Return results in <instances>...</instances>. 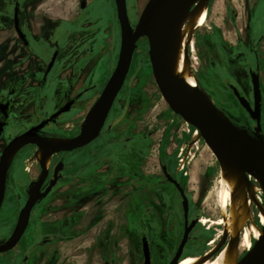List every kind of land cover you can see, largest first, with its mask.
Here are the masks:
<instances>
[{"label": "rangeland", "instance_id": "obj_1", "mask_svg": "<svg viewBox=\"0 0 264 264\" xmlns=\"http://www.w3.org/2000/svg\"><path fill=\"white\" fill-rule=\"evenodd\" d=\"M8 1L0 0V26L5 14L6 25L9 26L12 19L11 13H6ZM80 1L34 0L36 6L45 5V12L28 11L31 37L39 38L43 20L62 24L51 29L49 48L47 44L35 47L36 55L27 54L25 60L17 61L12 67H18L21 73L33 78L23 83L35 86L37 120L58 110L67 98L84 92L56 126L44 132L50 138L77 133L109 79L119 52L120 30L114 0H86L89 6L84 12L79 11ZM148 1L126 0L132 27L136 26ZM207 8V22L192 36L188 51L198 91L232 125L252 135L253 121L229 87L233 85L250 103L253 101L250 64L260 77L264 138V0H209ZM5 29L0 37L10 41L12 28ZM54 49L60 51L55 69L44 88L38 91L37 82ZM1 64L0 69L6 67L5 62ZM4 81L7 80L0 74V83ZM181 156L184 157L183 170L176 178L191 200L193 214L200 213L201 218L218 221L221 213L219 218L215 157L196 135V130L174 114L162 99L151 73L147 40L141 39L122 90L99 136L82 149L60 156L65 163L64 177L49 198L44 201L41 196L38 198L21 243L11 252L0 255V264H143L142 236L138 234L143 221L136 211L125 213L128 195L136 209L140 204L148 205L149 201L158 203L153 218L156 233L147 235L146 239L150 264H166L182 236L166 233L167 228L171 231L173 226L168 225L170 216L166 215L158 197L173 198L177 193L165 182L161 166L176 172ZM24 159L30 161L23 162ZM28 165L31 166L29 171ZM34 165L30 151H25L7 168V193L0 210V245L13 234L18 213L25 205L28 183L36 177ZM250 182L259 186L253 180ZM255 196L263 205L262 191ZM257 212L254 202L250 214L262 229ZM173 216L174 220L181 217L180 214L178 218ZM209 225L199 224L182 256L201 255L211 248L221 226ZM39 231L50 235V241L27 252L38 240L35 233ZM227 242V238H220L216 244L224 246ZM255 242L252 239L251 246ZM248 252L240 248L238 242L240 258ZM24 255L27 263L22 262ZM38 258L39 262H32Z\"/></svg>", "mask_w": 264, "mask_h": 264}, {"label": "water", "instance_id": "obj_2", "mask_svg": "<svg viewBox=\"0 0 264 264\" xmlns=\"http://www.w3.org/2000/svg\"><path fill=\"white\" fill-rule=\"evenodd\" d=\"M193 0H149L143 8L135 27H132L127 15L126 0H114L117 21L120 30V46L117 61L113 72L106 82L100 96L95 101L91 109L86 114L79 134L71 138L69 142L50 143L46 139L38 137L33 130L28 131L13 139L3 150L0 156V209L3 204L5 194V179L7 172L8 158L17 147L28 144L36 145L44 151L42 161L53 154L61 152L69 153L81 149L92 143L100 134L112 105L119 94L125 78L129 72L133 53L137 48V43L141 39H146L148 43V59L151 73L157 89L167 104L169 109L179 116L189 126L199 132L205 144L213 151L220 153L240 164L253 177L259 179V186L264 195V138L261 134V92L259 85V76L256 72L250 70V83L252 88L253 106L241 96L234 87L231 90L241 107L248 113L249 118L254 122L252 135L238 129L228 120H223L219 115L200 106L194 98L188 93L182 83L174 80L170 70L164 61V52L177 28V21L181 13ZM85 3L82 2L80 8L83 9ZM15 25L18 35L21 32L17 29V10L15 12ZM22 38V37H21ZM57 53H54L48 70L52 67ZM79 97V96H78ZM76 97L75 99H77ZM69 100L63 107L52 114L48 119L39 124L35 130L43 128L50 122L69 112L75 102ZM63 168L62 163H58L54 168L53 177L43 194H39L40 188L47 176V171L42 169V180L38 183H31L29 188L35 187L36 197L32 203L26 201L24 207L19 212L17 223L13 234V241H8L0 245V254L12 250L20 241L28 220L30 212L38 198L45 197L55 186L60 178L59 171ZM163 174L168 182L173 184L182 198V208L185 220L188 214V204L186 196L177 183L162 166ZM194 222L189 227L186 226L178 246V249L168 264H178L181 259L182 250L187 242L188 234L192 229ZM143 264H150V251L147 240L141 239ZM247 253L250 255L245 264H264V236L262 244L255 247Z\"/></svg>", "mask_w": 264, "mask_h": 264}, {"label": "flooded vegetation", "instance_id": "obj_3", "mask_svg": "<svg viewBox=\"0 0 264 264\" xmlns=\"http://www.w3.org/2000/svg\"><path fill=\"white\" fill-rule=\"evenodd\" d=\"M33 1L32 0H9L8 1V5H7L8 10H7L6 13H8V12L11 13V18L12 19H11V22H10L9 26L12 28L13 35H12V37H11L12 39H10V41H8V40H6L4 38L1 41V43H0V64L2 63L1 65H3L4 62L6 63V67L0 69V74L3 76V78H5V80L8 81V82L4 81V83H0V156L2 155L3 150L6 148V146L13 139H15L16 137H18V136H20V135H22V134H24V133H26L28 131L33 130L34 134H36L38 137L43 138V139L50 138V137H46L44 135V132L49 131L51 129V127H53V126H56V124L58 123L59 119L61 118V116L63 114L60 115L56 119V121L50 122V124L45 125L43 128L38 129V130H35V128L39 124L44 122L46 119H48L56 111H58L61 107H63L69 100H74L76 97L79 96L77 99H75L74 104L71 106V108H72L84 95V92H80L74 98H67L65 104H63V106H61L58 110H56V111H54V112H52L50 114H47L42 119H38L37 120V118L35 116V104H34V97H35V91H36L35 86H34L33 83H28V82L23 83V81H31L33 78L32 77L30 78V75H28V74H26L24 72L21 73L20 69L18 67H14V68H12V67H13V65L15 63H17V61L25 60L26 57H27L26 56L27 54L36 55L38 53V51L35 49V47L41 48V47H43V46H45L47 44L46 46H47V48H49L48 44L50 43L49 40H50L51 29L60 27L62 23L58 24V23H55L56 21L43 20L42 21V26H41V35L39 36V38L31 37V33L29 32V31H31L30 30L31 29V25L29 23L30 20H29V15H28V11H29L28 8H32V7L36 6ZM82 2L85 3V6H84L83 9L80 8V5H81ZM88 6H89V4H88V2L86 0H81L80 3H79V11L84 12L88 8ZM16 10H17V17H18L17 29L21 32V35H22L21 37L22 38L18 35V32L16 31V25H15V20H14ZM207 15H208V9H207ZM5 16H6V14L3 17V20H2V23H1V26H0V33L5 32L6 31L5 28L9 27L8 25L5 24V21H4ZM54 53H57V55L55 57V60H54V63L52 65V67L48 70V65H49ZM59 54H60V51L57 50V49H54L52 51L51 57L49 58V61H48L47 66H46V69L43 72V74H42L41 78L39 79V81L37 82L36 86L38 87V91L41 88L43 89L45 84L50 80V77L52 76L53 71L55 69L56 62L58 60ZM250 70L256 72L258 74V76H259V73H258L257 69H253L251 67V65L249 64L248 73H249ZM249 78H250V76H249ZM259 85H260V92H261L260 115H261V118H262V88H261V83H260V77H259ZM229 87L231 89V87H234V86L233 85H229ZM121 90H122V88H121ZM251 90H252V88H251ZM237 92H238V90H237ZM238 93L241 96H243L244 98H246L240 92H238ZM246 100L250 103V101L247 98H246ZM250 105H251V107L253 106V101L250 103ZM112 107H113V105H112ZM71 108H70V110H71ZM83 120H82V122H83ZM253 125H254V122H253ZM253 125H252V129H253ZM80 127H81V125H80ZM79 131H80V128H79L78 131H76L77 133L72 134L69 137H63V138L71 139V138L75 137L76 135H78ZM55 138H58V137H55ZM59 138H62V137H59ZM37 148L38 147L36 145H33V144H28V145H25V146H22V147H17L16 149L13 150V152H15V153H14L12 159H11V162L9 161V158H8V162L9 163L7 162V166H11L14 163L15 159L18 156H20L25 151L26 152L30 151V159L33 160V155H34V152H35V150ZM71 153L72 152H69V153L61 152V153H58V154H53L51 156V160H50L49 164L47 165L48 169H44V170L47 171V176H46V178H45V180H44V182H43V184H42V186L40 188V191H39L40 195L44 193V191L48 187L50 181L52 180L54 168L56 167V165L58 163H62L63 164V168L58 173L60 178L56 182L55 186L51 189V191L45 197H42L43 201L46 200L47 198H49V196L51 195V193L53 192L55 187L58 185V183L64 177L63 173H64V170H65V163L60 159V156L63 155V154H71ZM43 157H44V155H43ZM43 157H42V159H43ZM26 161L28 162L30 160L24 159L23 162H26ZM42 162L36 163L34 161L36 177H35V179L33 181H29V183H28L29 185L31 183H38L39 181L42 180V175H41V170L43 169V167L41 166ZM183 165H184V157L181 156L180 157L179 166L177 167L176 172H174V170H170L167 166H165V165L164 166L166 167L167 173L174 180H176L177 183H178L176 175H177V173H179V172H181L183 170ZM24 171L26 172V169ZM161 173L163 175V178H164L165 182L168 185H170L172 188H174V190L177 193V196H175L173 198L167 197V196L158 197V200L160 201V203L163 205V207L165 209L166 215L170 216L171 222H169L168 225H172L173 226L171 231H169L170 228H167L166 233H169V234H172V235L173 234H176V235L180 234L182 236L183 232H184V229H185V223H186V226L189 227L190 224L192 222H194V225H193L192 229L190 230V232L188 234L187 242L185 243V245L183 247V250H182V255H183L184 248L186 247V245L189 242V237L198 228L199 224H201L200 220L202 218H205V217L201 218L200 213L193 214V206H192L191 200L187 196V194L184 193L185 196H186L187 204H188V214H187V219L185 220L184 215H183V208H182V198L180 197V195H179L177 189L175 188V186L166 180V178H165V176L163 174V171H162V166H161ZM32 187H36V186H32ZM32 187L28 188L26 190V192H25V195H24L25 203H26L27 200H29L28 193H29V191H30V189ZM6 193H7V191L5 189L4 200L6 198ZM130 199H131L130 195H128L124 211H125V213H128V215L133 213L134 211L138 212L141 215L140 219H141V221H143V224H141V227H140V229L138 231V234L140 236H142V238L144 237L146 239L147 235L156 233V231H155L156 230V228H155L156 224L153 222V220H154L153 218H155L154 216L156 215V210L158 208V203L156 201L155 202L157 204L155 202L149 201L148 205L143 203V204H140L138 206V209H136L134 206H132ZM4 200H3V202H4ZM139 200H140V197H139ZM37 201H36V203L39 202V201L38 202ZM2 206H3V204H2ZM178 214L181 215L180 219L174 220V216L173 215H175L178 218ZM18 215H19V213H18ZM219 218H220V212H219ZM17 219H18V217H17ZM17 219H16V222L14 224L13 230L15 229V226H16V223H17ZM31 219H32V210L30 212V217H29V220H28V224L30 223ZM201 225H205V224H201ZM214 226H216V225H214ZM209 227H212V225H209ZM24 236H25V232L23 233L20 241L18 242V244L15 247H17L21 243V241H22ZM51 236H54V235H51ZM10 237H9V239H10ZM35 238H37L38 240L35 243H33L30 247H28V249H26L27 252L34 251L35 249H38L39 247L44 246L51 239L50 235L42 234L40 231L35 233ZM9 239H8V241H9ZM147 242H148V240H147ZM179 244H180V242H179ZM179 244L176 246V249H175L173 255L170 257V259L167 261L166 264H168L171 261V259L173 258V256L175 255ZM208 246H209V243H208ZM148 247H149V243H148ZM12 250H10L8 252H11ZM149 251H150V249H149ZM8 252H6V253H8ZM2 254H4V253H2ZM2 254H0V255H2ZM182 255H181V259L184 256H187V255H184V256H182ZM190 255L191 254H189V256ZM191 256H195V255H191ZM196 256H200V255H196ZM150 259H151V256H150ZM39 260L40 259L38 258L35 261L33 260L32 262L36 263V262H39ZM27 261H28L27 260V256L24 255L23 259H22V262L23 263H27Z\"/></svg>", "mask_w": 264, "mask_h": 264}, {"label": "bare ground", "instance_id": "obj_4", "mask_svg": "<svg viewBox=\"0 0 264 264\" xmlns=\"http://www.w3.org/2000/svg\"><path fill=\"white\" fill-rule=\"evenodd\" d=\"M208 2L209 0H193L181 13L177 21V28L164 52V61L170 70L172 78L182 83L200 106L219 115L220 118L226 121L227 118L220 110L198 91V81L192 71L188 57V51L192 45V36L207 21ZM196 135L200 136L198 131H196ZM46 140L50 143L70 141V139L63 137L47 138ZM211 152L218 165L217 206L221 213V218L218 221L202 218L200 223L217 224L221 226V230L211 242L212 246L209 250L200 256H184L179 260L178 264H245L250 255L246 254L240 258L238 242L240 248L250 252L254 247L251 246L252 239L257 243L255 247H258L262 244L264 236V204L257 202L255 196L256 192H261V188L260 186H254L250 182L253 180L254 183L259 185V179L249 174L236 161L212 150ZM14 153L9 157L10 162ZM43 155V150L37 148L34 152L33 160L36 163H40ZM50 160L51 157H47L42 162L41 166L43 169H48L47 165ZM30 169L31 166L28 165L27 171ZM28 197L29 203H32L36 197L35 187L30 189ZM254 202L258 209L257 218L259 224L263 226L262 229L258 228L250 214V208ZM14 238L15 235L13 234L9 241H13ZM220 238H227L228 242L224 246L217 245L216 243Z\"/></svg>", "mask_w": 264, "mask_h": 264}, {"label": "crops", "instance_id": "obj_5", "mask_svg": "<svg viewBox=\"0 0 264 264\" xmlns=\"http://www.w3.org/2000/svg\"><path fill=\"white\" fill-rule=\"evenodd\" d=\"M46 7H47V6H46ZM55 7H57V5H56ZM32 8H33V9H31V8L29 9V8H28V10H29V11H33V13H34V11H36V10H38V12L41 11L42 13L45 12V10H44V9H45V5H44V4H41V5H38V4H37V6H35V8H36L35 10H34V7H32ZM57 8H58V7H57ZM0 34H3V33H0ZM3 39H4L3 37H0V43H1V41H2Z\"/></svg>", "mask_w": 264, "mask_h": 264}]
</instances>
